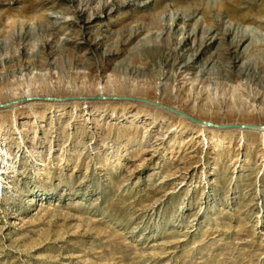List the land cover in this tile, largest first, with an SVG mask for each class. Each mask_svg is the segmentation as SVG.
Segmentation results:
<instances>
[{
  "label": "rangeland",
  "instance_id": "rangeland-1",
  "mask_svg": "<svg viewBox=\"0 0 264 264\" xmlns=\"http://www.w3.org/2000/svg\"><path fill=\"white\" fill-rule=\"evenodd\" d=\"M239 125L264 0H0V264H264Z\"/></svg>",
  "mask_w": 264,
  "mask_h": 264
},
{
  "label": "water",
  "instance_id": "water-1",
  "mask_svg": "<svg viewBox=\"0 0 264 264\" xmlns=\"http://www.w3.org/2000/svg\"><path fill=\"white\" fill-rule=\"evenodd\" d=\"M49 98H46L44 100H47ZM27 100H30L29 98H26L24 99V101H27ZM183 117H185L186 119L192 121V122H195V123H201V124H204L206 126H209V127H214V128H217L216 125H213V124H210V123H207V122H203V121H197V120H194L192 118H189L188 116L184 115V114H181ZM237 128H240V129H250V130H256L258 129V126H249V125H239V126H235Z\"/></svg>",
  "mask_w": 264,
  "mask_h": 264
},
{
  "label": "bare ground",
  "instance_id": "bare-ground-1",
  "mask_svg": "<svg viewBox=\"0 0 264 264\" xmlns=\"http://www.w3.org/2000/svg\"><path fill=\"white\" fill-rule=\"evenodd\" d=\"M177 19V18H176ZM176 26V25H175ZM181 27V26H180ZM188 33V32H187ZM181 34L183 35L184 33L181 32ZM213 38V37H212ZM184 43H189V35H183L179 42H178V46L181 47V46H185L186 44ZM186 48V47H185ZM181 68H183L184 70H186L187 68L183 66H181ZM188 71V70H187ZM253 131V130H252ZM254 131H264V125H259L258 126V129L254 130Z\"/></svg>",
  "mask_w": 264,
  "mask_h": 264
}]
</instances>
